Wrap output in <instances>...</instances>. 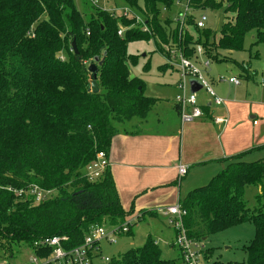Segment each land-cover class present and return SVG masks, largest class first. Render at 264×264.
<instances>
[{"label": "trees", "instance_id": "16d2710c", "mask_svg": "<svg viewBox=\"0 0 264 264\" xmlns=\"http://www.w3.org/2000/svg\"><path fill=\"white\" fill-rule=\"evenodd\" d=\"M124 1L147 31L142 22L99 8L84 20L74 0H0V263H15L25 250L45 258L50 247H35V241L63 237L61 246L68 250L96 226L121 225L149 212L125 220L109 167L96 180L85 177L97 152L108 156L117 126L133 118L144 121L157 101L145 96L142 82L130 74L129 63L137 58L127 53L129 42L153 40L166 58L172 51L192 58L200 44L209 62L226 60L218 58L219 50H242L252 31L255 43L264 45V0H187V11L176 17L170 15L175 0ZM224 5V13L233 15H226L217 36L197 27L192 11ZM95 57L97 92L88 69ZM246 153L227 158L224 169L180 201L183 225L194 240L252 223L246 262L212 264H264V159L243 161ZM31 185L55 193L34 204L31 195L8 190ZM250 187L257 191L253 209L244 199ZM108 264L177 261L163 259L148 236Z\"/></svg>", "mask_w": 264, "mask_h": 264}, {"label": "rangeland", "instance_id": "374dc122", "mask_svg": "<svg viewBox=\"0 0 264 264\" xmlns=\"http://www.w3.org/2000/svg\"><path fill=\"white\" fill-rule=\"evenodd\" d=\"M221 1V0H217ZM141 5L142 0H138ZM76 9L83 16L84 20H88L94 9L99 8L102 10H113L121 12L122 9L128 7L124 0H74ZM187 7V0H175L173 10L171 11V17H176L178 12H184ZM224 7L219 9H197L192 11L193 16L198 19L201 15L206 16L205 27L210 29L216 36L220 30L222 22L225 20L227 15L231 17L233 14L224 13ZM190 11V10H189ZM189 13V12H188ZM254 32L246 34L243 44V49L239 51L219 50L218 58H226L224 61H211L208 67L201 69L199 64L197 68L202 70L204 76L210 81L211 79H221L227 81L230 77H239L241 85L236 87L240 91V99H244L246 95L248 105H257L260 103V108H264V96L259 102L257 98L264 95V45L262 43H255ZM127 53L137 58L135 63H129V71L132 77L138 78L143 84V93L145 96L156 99V103L149 111L146 119L141 121L140 124L136 123L133 118L132 120L125 122L122 126L128 131H138L145 136H149L150 132L157 134L159 131L164 132L171 130L180 134V123L174 118V111L172 107V97L175 94L174 86L178 79V73L171 67H167V59L162 55L156 48L155 41L149 40H138L128 43ZM206 60L199 59V63H203ZM249 71L247 78L246 74ZM235 75V76H234ZM225 86V83H221ZM225 92L230 89L225 86ZM213 90L215 89L212 85ZM216 90H214L215 92ZM177 92V89H176ZM203 91L198 94V99L202 96ZM216 94V92H215ZM255 101V102H254ZM251 102V103H250ZM204 110L207 109L206 103ZM215 108V107H213ZM218 109L219 108H215ZM256 116V114H253ZM204 117V116H203ZM263 117L257 116L258 127ZM248 124L251 125L252 119L248 117ZM175 121V122H174ZM177 121V123H176ZM249 125V126H250ZM248 129V128H247ZM120 130V129H119ZM264 130V125L262 126ZM122 132V131H121ZM250 132V129H249ZM173 152H169V157H175L178 159L179 146L176 145L172 148ZM259 159H264V149L252 151L245 157L243 161L252 162ZM221 162V161H220ZM187 166V165H186ZM226 166L225 162L216 163L214 165H208L200 167L202 175L198 182H191L193 179L195 167H189V175L182 178L180 181L177 178V173L173 170H162L159 173L163 174L159 179L158 171L151 172L153 175L151 180L142 181L141 184L137 185V192L130 194L127 178H121L115 180L112 171V177L116 187L119 191V199L123 210L126 213L125 220L132 216H136L141 209H144L147 205H155L161 207L169 202H161L160 199L167 197L170 199L176 198L182 201L193 187L201 186L207 183L211 177L216 175L219 171L224 169ZM188 167V166H187ZM111 173V172H110ZM143 171H139L135 182L139 180ZM175 187L173 189L172 187ZM55 192H53L54 194ZM264 193V189H263ZM257 194L256 188L250 187L245 190L244 199L247 201L248 206L253 209L257 208L258 204L255 202L254 197ZM160 200V201H159ZM133 210V212H131ZM137 219L135 223L129 228V232L115 235L111 242L106 239L99 241V251L92 258V264H108L112 258H116L123 254L130 248H137L143 245L146 238L150 236L155 240V243L161 249V257L163 259H174L177 264H183L180 251L177 247L172 246V242L175 239V233L172 225L168 218L163 217V210H155V214L150 213V210ZM142 212V211H141ZM142 216V214H140ZM114 230L112 226H105V233H109ZM254 236V228L252 223L244 222L238 225L231 226L222 232L211 234L201 240L203 245V252L200 254V264H212V262L219 260L221 262H246V254L244 247L250 243ZM205 250L208 251V257L205 256ZM29 250H25L22 254V258L15 260L12 264H27ZM107 259L108 261H105Z\"/></svg>", "mask_w": 264, "mask_h": 264}, {"label": "crops", "instance_id": "0c3cea01", "mask_svg": "<svg viewBox=\"0 0 264 264\" xmlns=\"http://www.w3.org/2000/svg\"><path fill=\"white\" fill-rule=\"evenodd\" d=\"M248 74L249 71H247L246 76ZM248 77L250 76L248 75ZM210 83L215 88L216 95L224 100L223 106L219 110L213 108V106H209L208 102H206L207 98L204 92H202L203 95L199 97L198 102L200 104L206 103V114L204 117L188 123H182L179 119L174 105V96L177 93L176 86H174L175 94L171 102L174 118L180 123L179 136L175 134L176 132L168 130L164 132L159 131L157 134L150 132L147 137L138 131L125 130L122 127L124 123L117 126L118 134L113 138L107 156L109 160V171L111 174L113 171L116 181L121 178L128 179V182H130L128 186L130 194L137 192V185L141 184L142 181H150L153 175L151 172L153 171H158L159 173L162 170L168 169L177 173V165H187V173L185 176L179 179L177 173V178L180 181L189 175L190 166L195 167L194 169L198 170L194 171L195 174L191 182H195L196 184V182L201 180L202 170L200 167L222 162L226 163V159L231 156L247 152L244 155L245 157L252 151L264 149V130H262V126L264 125V108H260V103L254 106L248 105L247 97L249 95H246L248 92L244 94L243 100L240 99V91L236 87L241 85V80L238 85L230 84L218 78L217 80L211 79ZM221 83H225V86L230 91L227 90L225 92L224 88L226 87L222 86ZM199 89L197 90L198 94L201 91ZM263 96L262 94L256 100L260 102ZM212 111H224L223 114L228 118L225 126L216 125L211 121ZM253 114H256V116ZM258 115L263 116L260 117L262 121L259 127L257 122ZM248 117L252 119L251 125L248 124ZM135 122L140 124L141 121L135 120ZM176 145L179 146L178 159L175 157L170 158L169 152H173L171 150ZM139 171H143V173L139 177V180L135 182ZM161 176L163 174L159 173L157 179ZM172 188L175 189L174 186ZM160 200L161 202L169 203L161 207L147 205L141 211H155L160 209L163 210V217H165L166 208L180 203V199L178 198L175 200L176 203L173 202L174 198L172 197L170 199L165 197V199Z\"/></svg>", "mask_w": 264, "mask_h": 264}, {"label": "built area", "instance_id": "2783aa9c", "mask_svg": "<svg viewBox=\"0 0 264 264\" xmlns=\"http://www.w3.org/2000/svg\"><path fill=\"white\" fill-rule=\"evenodd\" d=\"M110 12L119 13L124 17L134 19L135 22H142V18L137 12H134L130 7H126L121 12L108 10ZM187 11V8H185ZM206 16L203 14L196 20V25L199 28L205 27ZM143 31H147V26L143 23L141 26ZM124 28L120 27L117 34L122 36ZM194 55L192 58L184 57L181 53L176 51L170 52L167 59V64L178 73L176 82L177 93L174 96V105L176 107L179 119L182 123L192 122L200 119L206 114L204 105L198 102V91L192 92L190 88V81H197L200 85L201 91L204 92L206 102L209 106L219 108L223 106L224 100L217 96L212 88L210 81L204 76L202 70L197 68V64L204 69L208 67L209 60L205 57L204 49L200 44L194 46ZM199 59L206 60L199 63ZM230 84L238 85L240 80L237 77H230L227 79ZM199 89V90H200ZM224 112V111H223ZM223 112L212 111L211 121L216 125L225 126L227 123V116ZM109 167V160L103 151L96 153L95 158L85 166V177L90 180L98 179L104 170ZM178 178L185 176L187 167L184 165H177ZM9 191L15 192L17 195L26 193L31 195L34 199V204L50 198L52 191L44 190L36 185H31L27 189L8 188ZM186 215V210L181 207L180 203L169 206L165 210V217L168 218L175 233V239L172 246H175L180 251V256L183 264H200V254L203 252V245L201 241L194 240L189 237L186 228L183 225V219ZM141 216L132 217L121 225L112 226L114 230L105 233V226H96L84 237L82 244L71 248L64 249L61 246V241L65 238L59 236H52L34 242L35 247H50L51 251L45 258H38L34 254H29L27 264H92V258L99 251V241L106 239L111 242L115 235H121L129 232V228ZM105 261H108L105 259ZM12 261L1 262L0 264H12Z\"/></svg>", "mask_w": 264, "mask_h": 264}, {"label": "water", "instance_id": "95a60500", "mask_svg": "<svg viewBox=\"0 0 264 264\" xmlns=\"http://www.w3.org/2000/svg\"><path fill=\"white\" fill-rule=\"evenodd\" d=\"M71 47H72L73 52L76 54L77 53V49H76L74 40L71 43ZM97 61H98V57H95L94 58V62L89 64V67H88L89 71L93 72V77L94 78H93V81L91 82V88H92L93 92H97L98 91L97 83L95 81L96 72H97V66H96L95 63ZM190 88H191L192 92H195V91H197L200 88V85H199V83L197 81L191 80L190 81Z\"/></svg>", "mask_w": 264, "mask_h": 264}]
</instances>
